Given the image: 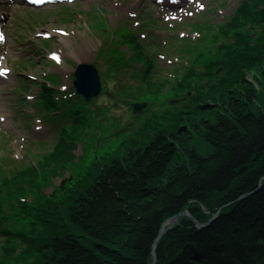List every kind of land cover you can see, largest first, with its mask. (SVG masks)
Wrapping results in <instances>:
<instances>
[{
  "label": "trees",
  "instance_id": "obj_1",
  "mask_svg": "<svg viewBox=\"0 0 264 264\" xmlns=\"http://www.w3.org/2000/svg\"><path fill=\"white\" fill-rule=\"evenodd\" d=\"M256 2L247 0L236 18L246 15L247 3ZM259 10L257 17L264 21V6ZM223 29L231 30V24ZM113 30L119 42L113 53L124 52V60H136L145 69L138 73L147 81L143 95L151 93V83L162 86L166 77L148 80L154 62L137 32L125 26ZM239 34V45L231 43L218 64L211 62L201 72L206 89L194 96L209 99L210 108L190 100L176 111L155 114L124 138L117 152L98 159L84 174L65 178L49 196L44 188L50 174L72 160L76 137L68 129L74 140L69 149L59 141L36 167L9 160L8 171L0 166V233L7 236L2 250L15 253L13 263L3 264H152L165 221L183 211L190 215L181 214L158 239L156 264H264V98L260 101L255 84L245 76L246 69L262 61L264 35L250 46V34L248 41ZM200 36L194 41L205 39ZM122 45L129 51H121ZM115 66L108 73L113 75ZM217 69L222 73L215 78ZM186 73L178 89L193 84L194 72ZM57 92L44 85L40 100L45 107L58 106ZM83 109L78 104L70 112L75 116ZM194 134L211 147L207 154L199 152ZM60 139H67L66 133ZM6 204L19 207L32 225L43 229L34 235L14 227L12 217L2 215ZM215 214L210 224L197 226ZM18 239L22 247H17ZM26 253L33 254L31 260L23 258Z\"/></svg>",
  "mask_w": 264,
  "mask_h": 264
},
{
  "label": "rangeland",
  "instance_id": "obj_2",
  "mask_svg": "<svg viewBox=\"0 0 264 264\" xmlns=\"http://www.w3.org/2000/svg\"><path fill=\"white\" fill-rule=\"evenodd\" d=\"M54 1L56 3L37 7L21 0H0L3 36L0 59L6 64L5 71L0 74V166L8 171L6 162L9 160L16 165L30 163L36 167L43 155L50 153L59 141H64L69 149V142L74 141L70 136L76 137L70 163L62 171L50 174L48 186L44 188L47 196L65 178L84 174L95 161L112 151L117 152L118 144L155 114L176 111L177 105L190 100L207 105L209 99L200 100L194 96L197 91L206 89L202 86L205 81L200 77L201 72L207 71L206 66L211 62L218 64L229 52L231 43L239 45L238 33L244 41H248L250 34L253 41L249 42L250 46L257 44L264 35V21L261 16L257 17L264 0H255L257 4L253 5L247 3L246 15L238 18V11L247 0ZM256 17L259 21L250 27ZM230 24L231 30L223 29ZM210 25L215 28L207 30ZM121 26L137 32L144 52L153 59L154 68L148 80L157 82L162 77L167 78L162 86L151 83V93L143 95L147 81L139 77L145 70L142 63L124 60V52L113 53V47L119 46L113 29ZM200 35L205 39L194 41ZM185 42L190 44L184 45ZM84 50L88 51L87 56L81 55ZM120 50L129 51V47L122 45ZM55 52L62 59L54 58ZM198 53L200 57L196 58ZM261 55L258 66L245 70V76L260 94V101L264 98V54ZM116 56L120 58L114 59ZM79 63L95 64L100 74L102 89L90 101L77 93L74 84ZM110 66L116 67L113 75L108 73ZM189 69L194 72L193 84L178 89V81ZM221 73L217 69L212 74L217 78ZM45 84L57 88L58 106L47 108L40 100ZM136 98L138 102L148 103L134 112ZM78 104L84 109L72 116L70 108ZM76 117L79 119L75 120ZM72 122L73 128L69 126ZM65 133L67 139H60ZM193 141L199 152L207 154L211 150L196 134ZM2 215L12 217L17 229L31 231L34 235L44 227L32 225L27 214L19 207L12 209L10 204L5 205ZM6 238L0 233V264L4 263L2 260L14 262L12 255L15 253H3ZM16 244L17 247L24 245L19 239ZM32 257L31 253L23 256L30 260Z\"/></svg>",
  "mask_w": 264,
  "mask_h": 264
},
{
  "label": "water",
  "instance_id": "obj_3",
  "mask_svg": "<svg viewBox=\"0 0 264 264\" xmlns=\"http://www.w3.org/2000/svg\"><path fill=\"white\" fill-rule=\"evenodd\" d=\"M75 80H74V84L75 87L77 89L78 94L82 95L83 97H85V99L87 101H90L93 97H96L101 89H102V83H101V78H100V74L99 71L97 69V67L95 66V64L93 63H79L76 71H75ZM177 100V99H175ZM148 102H134L133 103V111L137 112L139 110H141L144 106L147 105ZM183 213H187L190 215V213H188L187 211H183L180 214L174 215L173 217L167 219L160 231V234L157 238V240L154 243V249H153V254H154V258H153V262L152 264H156L157 262V255H156V247H157V242L158 239L161 238V236L170 228V227H166V225L169 224H174L179 216ZM216 217V214L211 217V219L209 220V222L202 224L197 222V226L198 227H203L204 225L210 224L214 218ZM171 225V226H172Z\"/></svg>",
  "mask_w": 264,
  "mask_h": 264
},
{
  "label": "bare ground",
  "instance_id": "obj_4",
  "mask_svg": "<svg viewBox=\"0 0 264 264\" xmlns=\"http://www.w3.org/2000/svg\"><path fill=\"white\" fill-rule=\"evenodd\" d=\"M178 1V0H176ZM2 35V34H1ZM82 56H87L88 55V51L87 50H84L82 53H81ZM58 59H62V56L59 54L58 55ZM6 69V64L3 62L2 65L0 66V72H4ZM85 98V97H84ZM171 224H167L166 227L170 226Z\"/></svg>",
  "mask_w": 264,
  "mask_h": 264
},
{
  "label": "snow or ice",
  "instance_id": "obj_5",
  "mask_svg": "<svg viewBox=\"0 0 264 264\" xmlns=\"http://www.w3.org/2000/svg\"><path fill=\"white\" fill-rule=\"evenodd\" d=\"M202 7V6H201ZM3 39V36L2 35H0V40H2ZM0 74H3V73H0ZM0 119H2V117H0Z\"/></svg>",
  "mask_w": 264,
  "mask_h": 264
}]
</instances>
